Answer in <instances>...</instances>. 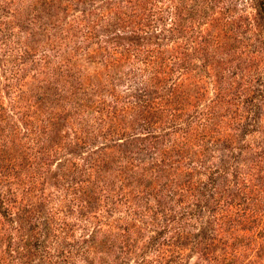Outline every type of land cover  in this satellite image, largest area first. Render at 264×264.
I'll use <instances>...</instances> for the list:
<instances>
[{"label":"rangeland","instance_id":"obj_1","mask_svg":"<svg viewBox=\"0 0 264 264\" xmlns=\"http://www.w3.org/2000/svg\"><path fill=\"white\" fill-rule=\"evenodd\" d=\"M261 3L0 0V264H264Z\"/></svg>","mask_w":264,"mask_h":264},{"label":"trees","instance_id":"obj_2","mask_svg":"<svg viewBox=\"0 0 264 264\" xmlns=\"http://www.w3.org/2000/svg\"><path fill=\"white\" fill-rule=\"evenodd\" d=\"M261 5H262V7H261L260 12H261V14H264V4L261 3ZM0 212H1L3 215H5V213H6L5 208H3V210H1ZM5 216H6V215H5ZM39 245H40V244H37V247H39Z\"/></svg>","mask_w":264,"mask_h":264}]
</instances>
